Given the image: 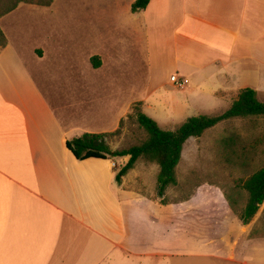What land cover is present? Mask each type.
I'll use <instances>...</instances> for the list:
<instances>
[{
	"label": "crops",
	"instance_id": "0c3cea01",
	"mask_svg": "<svg viewBox=\"0 0 264 264\" xmlns=\"http://www.w3.org/2000/svg\"><path fill=\"white\" fill-rule=\"evenodd\" d=\"M129 1L131 30L146 36L149 51L169 52L149 80L154 91L187 93L182 105L201 115L226 112L247 88L264 103V0H151L137 13ZM25 52L41 63V51L10 40L0 52V264H168L212 243L201 208L185 212L190 199L165 204L166 195L153 199L131 183L137 165L119 184L120 159L81 161L67 148L86 133L117 131L135 100L99 85V131L87 132L82 103L64 96L62 109L54 107ZM173 75L188 84L178 88ZM152 88L144 113L159 124L168 109ZM149 165L158 178L159 166Z\"/></svg>",
	"mask_w": 264,
	"mask_h": 264
},
{
	"label": "rangeland",
	"instance_id": "374dc122",
	"mask_svg": "<svg viewBox=\"0 0 264 264\" xmlns=\"http://www.w3.org/2000/svg\"><path fill=\"white\" fill-rule=\"evenodd\" d=\"M16 1L19 0H0V7L9 9ZM48 1L25 0L18 4L16 10L0 18V29L19 50L41 51L40 64L29 62L31 58L26 52L25 55L54 107L62 109L61 97L75 98L78 106L82 103L84 108L79 119L81 128L99 131V85H104L110 87L109 91L119 89L121 99H134L133 106L141 103L144 112L142 97L153 86L149 80L154 78L158 65L162 67L168 60L169 52L149 51L146 36L131 30L135 19L130 1L53 0L46 5ZM94 57L100 59L98 69L92 65ZM75 89L82 92V99L77 98ZM152 94L154 100L168 109V114L160 109L158 118L165 131H176L189 118L202 114L193 103L190 107L183 106L189 95L176 88L164 85L156 91L152 88ZM174 108L179 112L175 113ZM169 110L173 112L169 114ZM124 120L120 133L108 139L115 151L139 145L147 138L134 118ZM229 138H234L236 147L225 144ZM252 143L257 145L253 150L255 158L249 159L250 168L246 169L239 155L243 147ZM263 166V117L223 122L186 143L178 167V185L166 192L163 202L190 199L191 203H183L185 212L201 208L204 236L212 243H200L191 252L168 257V264H264V205L256 220L243 226L240 216L248 197L236 185ZM156 172V166L140 160L131 183L157 199Z\"/></svg>",
	"mask_w": 264,
	"mask_h": 264
},
{
	"label": "trees",
	"instance_id": "16d2710c",
	"mask_svg": "<svg viewBox=\"0 0 264 264\" xmlns=\"http://www.w3.org/2000/svg\"><path fill=\"white\" fill-rule=\"evenodd\" d=\"M52 1L49 0L46 5H50ZM22 2H25V0L16 1V3L12 4L6 10L0 7V18L16 10L18 4ZM150 2L151 0H136L132 5L133 13L145 10ZM0 43L1 52L8 45L6 36L1 29ZM92 65L96 69L100 68V59L94 57L92 59ZM127 117L128 119L134 118L138 126L146 132L147 138L141 144L125 150L114 151L111 148L108 139L120 133L125 121L122 120L119 129L114 133H86L79 138L68 141L67 148L81 161L92 158L104 160L113 158L120 159L121 161L118 164V173L116 175V181L119 184L122 183L124 177L136 167L140 160L146 164L159 166L160 172L157 178V192L158 196L163 198L171 187L178 185V167L182 160L184 147L191 138H200L205 132L223 122L238 118H264V103L258 99L255 90L250 88L242 89L226 112L215 116L199 115L189 118L176 131L163 130L156 120L143 112L141 103L135 104ZM226 143L230 148L236 147L234 138L227 139L225 141ZM256 147L257 145L252 143L249 147L245 146L242 148V153L239 156L242 159L243 168H250L248 166L249 159L255 158L253 150ZM236 185L245 191L248 197L240 216L243 226L246 227L256 220L264 205V166L248 175L245 179L236 182Z\"/></svg>",
	"mask_w": 264,
	"mask_h": 264
},
{
	"label": "built area",
	"instance_id": "2783aa9c",
	"mask_svg": "<svg viewBox=\"0 0 264 264\" xmlns=\"http://www.w3.org/2000/svg\"><path fill=\"white\" fill-rule=\"evenodd\" d=\"M171 82L177 87H184L188 83L187 80H183L179 78L177 75H173L171 77Z\"/></svg>",
	"mask_w": 264,
	"mask_h": 264
}]
</instances>
